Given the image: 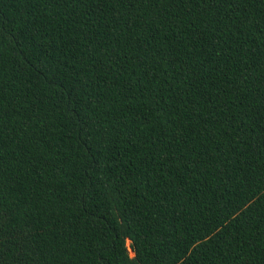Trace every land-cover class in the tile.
I'll return each instance as SVG.
<instances>
[{"label":"trees","instance_id":"obj_1","mask_svg":"<svg viewBox=\"0 0 264 264\" xmlns=\"http://www.w3.org/2000/svg\"><path fill=\"white\" fill-rule=\"evenodd\" d=\"M0 264H264V0H0Z\"/></svg>","mask_w":264,"mask_h":264},{"label":"rangeland","instance_id":"obj_2","mask_svg":"<svg viewBox=\"0 0 264 264\" xmlns=\"http://www.w3.org/2000/svg\"><path fill=\"white\" fill-rule=\"evenodd\" d=\"M130 254L132 255L133 253L130 251Z\"/></svg>","mask_w":264,"mask_h":264}]
</instances>
